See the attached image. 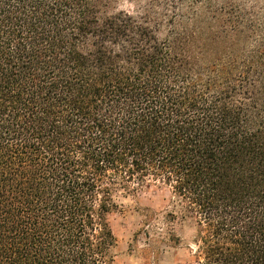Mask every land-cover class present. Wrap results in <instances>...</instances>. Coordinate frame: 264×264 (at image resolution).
<instances>
[{
	"label": "trees",
	"instance_id": "1",
	"mask_svg": "<svg viewBox=\"0 0 264 264\" xmlns=\"http://www.w3.org/2000/svg\"><path fill=\"white\" fill-rule=\"evenodd\" d=\"M116 2L0 0V264H115L150 185L142 264L185 217L190 264H264V0Z\"/></svg>",
	"mask_w": 264,
	"mask_h": 264
},
{
	"label": "rangeland",
	"instance_id": "2",
	"mask_svg": "<svg viewBox=\"0 0 264 264\" xmlns=\"http://www.w3.org/2000/svg\"><path fill=\"white\" fill-rule=\"evenodd\" d=\"M139 2L140 0H117L114 7L134 13L139 9ZM237 2H243L248 8L252 4L251 0H237ZM259 4H263L262 0ZM168 199L169 191L166 187L150 185L138 191L133 197L124 199L123 207L110 213L109 220L116 238L115 264H142L136 252L130 250L132 233L140 223L138 206L155 210L168 209L170 208ZM176 233L179 243L175 246L169 243L159 244L156 261L153 264H190L192 259L190 248L193 247L195 233L193 220L189 217L180 220L176 224ZM140 243H143V239Z\"/></svg>",
	"mask_w": 264,
	"mask_h": 264
}]
</instances>
